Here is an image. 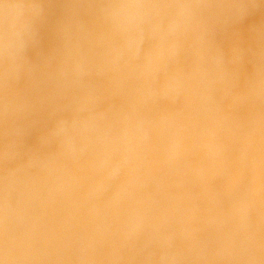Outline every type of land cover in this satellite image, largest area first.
Returning a JSON list of instances; mask_svg holds the SVG:
<instances>
[{
  "label": "clouds",
  "instance_id": "clouds-1",
  "mask_svg": "<svg viewBox=\"0 0 264 264\" xmlns=\"http://www.w3.org/2000/svg\"><path fill=\"white\" fill-rule=\"evenodd\" d=\"M0 264H264V0H0Z\"/></svg>",
  "mask_w": 264,
  "mask_h": 264
}]
</instances>
